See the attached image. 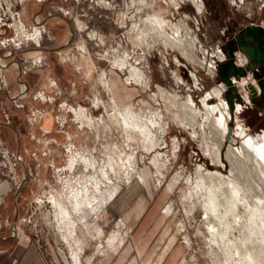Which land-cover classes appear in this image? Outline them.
I'll return each mask as SVG.
<instances>
[{
	"label": "rangeland",
	"instance_id": "obj_1",
	"mask_svg": "<svg viewBox=\"0 0 264 264\" xmlns=\"http://www.w3.org/2000/svg\"><path fill=\"white\" fill-rule=\"evenodd\" d=\"M65 3L74 4L72 10ZM201 3L200 11L190 0H50L43 5L32 1L24 5L28 21L40 6L54 7L56 15L66 18L73 38L55 56L78 63L86 96L83 103L71 104L38 90L49 72L47 64V70L40 66L41 76L28 92H43L52 102L21 100L36 111L33 118L38 128L44 114L52 119L58 114L59 120L52 121L50 133L40 131L44 144L31 151L34 164L25 165V173H31L25 181L23 165L18 163L14 174L10 173L0 152V180L12 189L0 220L15 248L13 264L25 250L19 244L23 238L35 246L44 264H236L238 258L239 264H264V181H259L261 175L251 162L231 173L224 157L229 145L240 150L246 137L264 136V122L252 110L229 119L235 141L225 137L222 163H213L205 145L212 150L218 142L203 120L202 98L217 85V77L207 75L183 54L186 47L198 55L200 47L220 51L222 33L233 28L232 22L238 27L256 23L264 11V0H214V7L208 0ZM59 29L53 26L49 32ZM167 34L181 47L167 41ZM62 44L58 42L56 47ZM212 60L217 69L219 59ZM64 103L75 112L61 111L68 107ZM54 105L58 111L53 110ZM77 108L89 111L93 130L90 123L81 122ZM190 110L201 112L196 113L194 123L188 119ZM26 117L22 115L20 122L27 128ZM137 124L142 134L136 133ZM237 125L244 128V138L235 134ZM10 126L20 129L17 121ZM67 138L72 147L65 150ZM0 139L17 156L15 137L8 142L0 130ZM47 148L55 150L51 165L44 155ZM198 166L229 176L233 182L241 179L238 188L246 204L239 213L244 220L251 213L259 214L257 222H247L245 229L235 226L229 216L233 226L228 231L229 242L209 234V219L202 206L205 190L195 179ZM113 191L116 197L110 201ZM73 195L78 202L72 201ZM123 197L126 200L118 211L117 203ZM58 200L65 202L67 211L58 208ZM13 225L16 236L12 235Z\"/></svg>",
	"mask_w": 264,
	"mask_h": 264
},
{
	"label": "crops",
	"instance_id": "obj_2",
	"mask_svg": "<svg viewBox=\"0 0 264 264\" xmlns=\"http://www.w3.org/2000/svg\"><path fill=\"white\" fill-rule=\"evenodd\" d=\"M43 4L45 3H42V5ZM72 6H74L72 3L64 4L65 8H70L71 10ZM75 10H77V8ZM55 11L56 9L54 7L45 9L40 6L39 10L32 15V17L37 15L40 22L46 29L49 28L51 30L53 26H58L60 28V31H54V33L52 31L49 32V35L53 38L52 40H49V36L44 35L39 46L22 48L16 51L11 58L4 60V76L9 87L7 91H1V97L2 100L5 101L6 112L9 116V124L3 123L0 126V130L3 137L8 142H10L14 137L15 141L17 140L15 153L19 155L23 161V164L19 162L23 165V176L25 173V165L34 164L30 155L31 151H35V149L40 147L42 148L43 145L41 146V143L44 144L40 132L41 130L38 128L36 121L33 118L36 111L34 109L27 108L26 105L28 104L24 106V103H21V100L24 98L18 97L20 96V84L17 81L19 74L21 73L20 80L26 84L28 91H30L41 76L40 74L42 68L38 66L29 71H25L24 67L28 63L33 62L34 59L45 55L49 66V72L39 83L38 90L43 91L45 94L59 96L62 100L71 104L83 103L86 96L85 87L77 70L78 63L72 61L67 62L61 59L60 56L59 59L55 56L56 51H58L62 46L67 45L65 41L73 38L70 25L67 23L66 18L56 15ZM58 42H62L63 44L56 47ZM17 63L20 65V69L15 65ZM53 110L58 111L56 105H54ZM22 115L27 116V128L20 122V117ZM16 121L18 122V126L20 128H17V130L10 126V124H15ZM49 124L51 126V120L49 119V116L46 115L42 118V125L46 127ZM45 160L46 158L44 161ZM11 190L10 184L7 181L0 180V218H2L1 214L6 211L7 199ZM125 200V197L119 199L117 203L118 211H121L123 207L121 202H124ZM0 222H2V224L0 223V226H2L0 231V264H13L11 260V253L15 252V248H12L10 236H8L4 230V221L1 219ZM19 244L24 246L25 250L16 264H44L41 257L37 254L35 246L31 244L28 239L27 241H23L21 239Z\"/></svg>",
	"mask_w": 264,
	"mask_h": 264
},
{
	"label": "bare ground",
	"instance_id": "obj_3",
	"mask_svg": "<svg viewBox=\"0 0 264 264\" xmlns=\"http://www.w3.org/2000/svg\"><path fill=\"white\" fill-rule=\"evenodd\" d=\"M195 7L197 8L198 11L201 10L202 8V3L201 0H190ZM241 1V0H240ZM158 20L153 21L154 25H157L160 28V24H156ZM156 27V26H154ZM157 28V27H156ZM167 41H169L172 45H174L175 47L180 48L181 44L174 39L173 36L168 35L165 38ZM187 49H183L185 52H183V54L185 55L186 58H189L194 64H196L198 67H200L201 69H203L207 75L213 77L216 75V68L214 65V62L212 60V57H217L219 60L222 58V56L220 55V51L218 50H208L207 48L204 47H200V55H198L196 53V51L193 52L192 49H190L189 47H186ZM212 49V48H211ZM118 55V54H116ZM135 74V73H134ZM139 76V75H138ZM149 80V79H148ZM148 80L144 81V84L147 85L148 84ZM194 82L196 83V80L194 78ZM26 87L23 86V89H25ZM220 97V90L218 87H214L212 88L211 92H207L205 94V96L202 98V104L204 106V117L203 120L205 123H207V126L210 127L211 129V133H213L214 138H216V141L218 143L214 144V147L212 150H209L208 145H205V148L207 149V155L212 159L213 163L215 164H219L222 163L221 161V147L225 141V137L228 131V120L231 119L230 118V114L226 109L225 103L219 99V101L215 104L209 105L207 103L208 100L212 99V98H219ZM190 101V100H189ZM193 103V102H192ZM191 103V104H192ZM194 104V103H193ZM237 110L239 111L240 109L237 106ZM192 111V110H190ZM187 114L189 115V118L191 122L194 123L195 119L197 118V114L198 116L201 115V112H195L194 110L192 112H190ZM186 112L187 109H186ZM128 114V113H127ZM235 116H238V112L235 111L234 112ZM113 117V116H112ZM188 117V116H187ZM186 117V118H187ZM125 118V117H124ZM79 119V118H78ZM108 120V119H107ZM123 121H125L123 119ZM119 122V121H118ZM126 123V121H125ZM122 124V123H121ZM124 124V123H123ZM118 125V124H117ZM127 125V124H126ZM125 125V126H126ZM191 125V124H189ZM90 126V125H89ZM193 127V126H191ZM137 130L136 133H138L139 131L141 132V130L138 128V124L135 127ZM237 128V129H236ZM235 128V134L238 135V137H242L244 138L246 136V132L244 130V128L241 125H237V127ZM125 129V128H124ZM131 129V127L126 128ZM139 129V130H138ZM133 130V129H131ZM134 131V130H133ZM147 132V131H146ZM134 133V132H133ZM150 133V132H149ZM142 134V132H141ZM145 134V132H144ZM147 135V134H146ZM149 135V134H148ZM144 138V137H143ZM145 139V138H144ZM143 139V140H144ZM148 139V138H147ZM231 141L234 142L235 139L231 136ZM129 146V145H128ZM89 154V153H88ZM86 156V155H85ZM130 156V155H129ZM225 160L228 163L229 167H230V172L234 173L236 171V169L238 168V166H240L241 164H247L248 162H251L253 164V168L254 166L257 168V172H259V174L261 176H258L259 181H264V136H260L257 135L256 137H246V140L244 141V143H242V145L240 146V150H238V148L234 147V145H229L227 148V151L225 152ZM83 159V158H82ZM89 159V158H88ZM114 162V161H113ZM132 162V161H131ZM85 163V162H84ZM112 164V163H111ZM250 164V163H249ZM115 165V164H113ZM72 166V165H70ZM88 166V165H87ZM93 166V165H92ZM117 166V165H116ZM246 166V165H245ZM111 167V166H110ZM71 168V167H70ZM73 168V166H72ZM114 168V167H113ZM245 168V167H243ZM240 168V169H243ZM249 168V167H246ZM252 168V169H253ZM253 169V170H256ZM112 169V168H111ZM205 170V169H204ZM240 171V170H238ZM106 173V172H105ZM230 173V174H231ZM240 173V172H239ZM107 174V173H106ZM236 174V173H235ZM250 174V173H248ZM98 176V175H97ZM96 176V178H97ZM254 176V175H253ZM107 177V176H106ZM105 177V178H106ZM236 177V176H235ZM234 177V178H235ZM238 177H241L240 175H238ZM238 177H236L237 179H239ZM93 178V177H92ZM255 178V176H254ZM195 179L198 183V185L203 186L204 190H205V195H206V200L204 205V213H205V219H209L208 222V231L209 234H211V236L213 238H215L216 240L221 239V240H225L227 239L228 236V231L230 229L233 228L232 226V222H230L228 220L229 216L233 218V221L236 222L235 226L238 225L240 228H246L247 226V222H251V221H256L257 217L259 216L258 212L257 213H251L249 219H245L244 220V215L239 213V210L242 206H244L246 203L243 202V198H241V195L239 192H241L238 188V183L237 182H233L229 179V176H224L222 173L215 171V172H211V171H203V169L198 166L196 169V176ZM92 180V179H91ZM235 180V179H234ZM255 180V179H254ZM98 181V180H97ZM108 181V180H107ZM105 181V182H107ZM256 181V180H255ZM77 183V182H76ZM90 183V182H89ZM78 184V183H77ZM93 184V183H92ZM96 184V183H95ZM197 185V186H198ZM89 186V185H88ZM97 186V184H96ZM244 186V184H243ZM84 187V186H83ZM103 187V186H102ZM112 187V185H111ZM114 187V186H113ZM240 187V186H239ZM242 187V186H241ZM240 187V188H241ZM80 188V187H79ZM85 188V187H84ZM83 188V189H84ZM100 188V187H99ZM243 188V187H242ZM81 189V188H80ZM96 189V187H95ZM202 189V188H201ZM106 190V188L104 189ZM112 190H115L114 188ZM74 191V190H73ZM88 191V190H87ZM97 191V190H96ZM78 192V191H77ZM82 192V189H81ZM84 192V191H83ZM204 192V191H203ZM202 192V193H203ZM72 193V192H71ZM99 193V192H98ZM79 195V194H78ZM203 195V194H202ZM68 196V195H67ZM97 196V195H96ZM102 196V195H101ZM107 196V195H106ZM100 197V196H99ZM116 195L113 191V193L111 192L109 195V200H113L115 199ZM220 197V198H219ZM222 197V198H221ZM82 198V196H81ZM89 198V196H88ZM92 198V197H91ZM86 199V198H85ZM205 199V198H204ZM71 200V199H70ZM79 201L78 197H76L75 195L72 196V201ZM87 200V199H86ZM93 200V199H92ZM52 201V199H51ZM61 201V200H60ZM59 200L57 201V206L58 208H64L66 210V205L65 202L63 204V202H60ZM107 200H105L106 202ZM54 202V201H53ZM84 202V201H83ZM82 202V203H83ZM70 203V202H69ZM86 203V202H85ZM102 203V202H101ZM90 204V203H89ZM65 205V206H64ZM72 205V204H71ZM81 205V204H80ZM85 205V204H84ZM70 206V205H69ZM68 206V207H69ZM74 206V205H73ZM88 206V205H87ZM91 205H89L90 207ZM67 207V208H68ZM97 207V206H96ZM76 208V207H75ZM74 208V209H75ZM84 208V207H82ZM92 209V208H91ZM100 209V208H99ZM67 211V210H66ZM92 211V210H91ZM96 211V210H95ZM84 212V211H83ZM87 212V211H86ZM89 212V211H88ZM87 212V213H88ZM63 215V214H62ZM70 219V218H69ZM80 219V218H79ZM84 219V218H83ZM214 219V221H216V223L212 220ZM259 219V218H258ZM71 221V220H69ZM76 221V220H75ZM83 221V220H82ZM81 221V222H82ZM261 221V220H259ZM86 222V221H85ZM88 222V221H87ZM257 222V221H256ZM255 222V223H256ZM65 223V222H64ZM69 223V222H68ZM78 223V221H77ZM66 224V223H65ZM85 224V223H84ZM261 225V223L259 222L258 225ZM64 225V224H63ZM69 225H74V224H69ZM250 225V224H249ZM252 225V224H251ZM85 226V225H84ZM99 226V225H98ZM255 226V225H254ZM262 226V225H261ZM260 226V228H261ZM67 227V226H66ZM71 227V226H70ZM252 227V226H250ZM258 227V226H257ZM100 229V228H99ZM67 230V229H66ZM74 230V229H73ZM234 230V229H233ZM232 233V232H229ZM231 235V234H229ZM234 238V237H233ZM242 239V238H241ZM23 241H27L26 238L22 239ZM112 240V239H111ZM214 240V239H212ZM74 241V240H73ZM76 241V240H75ZM226 241V240H225ZM228 241V239H227ZM235 241V240H234ZM244 241V239H243ZM247 241V240H246ZM224 242V241H223ZM229 242V241H228ZM220 243V242H219ZM237 243V242H236ZM225 244V243H224ZM235 245V243H233ZM121 245V244H120ZM228 246H231L228 244ZM233 246V245H232ZM248 257V256H247ZM251 257V256H249ZM81 258V257H80ZM244 258V257H243ZM253 258V257H252ZM76 260V263H79V257L76 255V257L74 258ZM237 259V258H236ZM249 259V258H248ZM247 259V260H248ZM242 260V258H241ZM252 260V259H250ZM249 260V261H250ZM254 260V259H253ZM245 261V260H244ZM248 261V262H249ZM228 262V261H227ZM236 262V260H235ZM247 262V261H246ZM247 262V263H248ZM253 263L255 261H252ZM240 259L238 258V261L236 262V264H239ZM252 263V264H253ZM243 264V263H242ZM251 264V263H250Z\"/></svg>",
	"mask_w": 264,
	"mask_h": 264
},
{
	"label": "built area",
	"instance_id": "obj_4",
	"mask_svg": "<svg viewBox=\"0 0 264 264\" xmlns=\"http://www.w3.org/2000/svg\"><path fill=\"white\" fill-rule=\"evenodd\" d=\"M32 1L33 4H42V3H46L47 1L50 0H0V54L2 55V57H0V126L5 123V124H9V116L6 112V107H5V101L2 100L1 97V91H7L8 90V83L5 79L4 76V68H5V62L4 60L11 58L16 51L22 49V48H26L29 46H39L42 42V39L44 37V35L49 36V40H52V36H50L49 34V30L45 28V26H43V24L40 22V19L38 18L37 15H34L33 17L30 18V21L27 20L26 17V13L24 11V5L29 2ZM77 1V0H75ZM68 13L67 11H65L64 14ZM223 35V33H222ZM14 52V53H13ZM235 63L240 66V60L238 58V56H236L235 59ZM17 66V64H15ZM38 66H42L44 67L45 70H47V60L45 58L44 55L36 58L33 60V62L28 63L24 69L25 71H29L35 67ZM216 76V75H215ZM214 77V76H213ZM249 76H247L246 78H242L240 81H233L236 90L238 92V94L245 100L244 104H235V111L238 112V115H240L242 112H244V109L247 107L246 103H247V99H246V85H247V80ZM216 87L219 88L220 90V98L221 100L225 103L226 109L228 110V106L227 103L223 97V93L226 90V87L224 86L223 83H219L216 85ZM25 93L23 97L21 98H26L28 93V89L25 88L23 89V86L20 84V95L22 93ZM29 100H36L37 98H39L40 100L43 101H47V102H52L53 98H48L46 96L43 95V92H38L36 90H34L33 92H31V94L29 96H27ZM67 107V109L65 108H61V111H70L72 110L74 111V108L65 104L64 103V107ZM237 106L240 109L239 111L237 110ZM81 108V107H80ZM70 109V110H68ZM77 111V115L80 116L81 118V122L83 123L84 121L90 123V127L93 130V126H92V116L89 113V111H87L86 109L81 110V109H76ZM234 111V112H235ZM79 112V113H78ZM48 115L49 119L52 121H58L59 120V115L55 114L54 118H50L52 117V115L49 114H44L41 117L40 120V124H39V128L41 131H43L44 133L48 134L50 133V124L47 125L46 127L44 125H42V118L44 116ZM35 116V114H34ZM33 116V117H34ZM91 116V117H90ZM94 120V119H93ZM79 129L81 130V126H79ZM67 142L66 145H63V148H65V150H67V148L69 149V147H72V140H70L69 138H67ZM53 142L56 145H59L56 143L55 140H53ZM47 145H49V142L46 143ZM60 146V145H59ZM2 147V148H1ZM0 148L2 149L1 152V156H2V160L9 165V167H11L10 169V173L14 174L15 168L17 166V164L20 162L21 157L19 155H14L12 154L4 145V143L1 141L0 139ZM48 149V148H47ZM68 152V151H67ZM55 153V150H50L48 149L47 152H44V155H46L49 158V162L48 164H52V158L53 155ZM84 156V155H83ZM35 159L37 160L38 157L35 156ZM67 163H71V160H68ZM74 164V162L72 161V165ZM31 173L29 170H26V173L24 174V176L28 177ZM14 227V225H13ZM13 236L17 235V231L14 228L13 231Z\"/></svg>",
	"mask_w": 264,
	"mask_h": 264
},
{
	"label": "water",
	"instance_id": "obj_5",
	"mask_svg": "<svg viewBox=\"0 0 264 264\" xmlns=\"http://www.w3.org/2000/svg\"><path fill=\"white\" fill-rule=\"evenodd\" d=\"M264 37V15L261 19V25L259 26H251L247 25L240 29V32L230 41L226 47H223L221 50L224 52L226 60L219 65H217L216 69V77H217V84L223 83L226 87L225 92L223 93V97L227 103L228 111L230 114V120L234 118V111H235V104H244L245 100L238 94L236 87L233 81H240L242 78L247 76L248 67L242 68L235 63L236 56L234 52L238 50L242 54L245 55L246 59L249 63H256L258 62V58L254 55L252 50L254 45H258L260 40ZM237 45L235 46V41ZM243 41V42H242ZM249 50L251 52L249 53ZM14 53V52H13ZM0 57L2 55L0 54ZM18 68L20 69V65L17 63ZM21 73L18 77V83L22 86H26L24 82L20 80ZM263 81H260L258 86L248 85L246 87V99L248 92L250 97L253 98L258 95L259 90H263ZM24 92L18 96L19 98L24 96ZM232 136V128H228L226 139L229 140ZM20 162L23 164L22 159ZM23 181L26 180V176H23ZM12 231H14V227L11 226Z\"/></svg>",
	"mask_w": 264,
	"mask_h": 264
},
{
	"label": "flooded vegetation",
	"instance_id": "obj_6",
	"mask_svg": "<svg viewBox=\"0 0 264 264\" xmlns=\"http://www.w3.org/2000/svg\"><path fill=\"white\" fill-rule=\"evenodd\" d=\"M210 3H211V0H208V4ZM263 15H264V11L261 13V19ZM261 19H259L256 23H250L247 25H251V26L259 25L260 26ZM232 23H233V28H230V29L227 28V31L224 32L222 35L223 38L219 45L222 58L220 60H217V65H219L220 63L226 60L224 52H222L221 49L227 46L228 41L232 40L240 32L241 28L247 26V25H244V26L238 27L236 22H232ZM237 42L238 41L236 40L234 43L235 46L237 45ZM252 50L254 52V55L259 60L255 64L249 63L245 55L239 52L238 50H236L234 54L235 56H238L241 62L240 67L242 68L248 67L247 76H249V78L246 79L248 81L246 87H248V85H253L256 87L260 84V81H263V84H262L263 90H259L257 96L251 98L248 92L247 103H246L247 107L244 109V111H249V110L255 111L257 113V116L260 118V120L264 122V37L260 40V43L258 45L253 46ZM250 52L251 50H249V53Z\"/></svg>",
	"mask_w": 264,
	"mask_h": 264
},
{
	"label": "trees",
	"instance_id": "obj_7",
	"mask_svg": "<svg viewBox=\"0 0 264 264\" xmlns=\"http://www.w3.org/2000/svg\"><path fill=\"white\" fill-rule=\"evenodd\" d=\"M213 3H214V0H211V3L208 4V5L211 6V7H214ZM259 119H260V118H259ZM259 121L261 122V120H259Z\"/></svg>",
	"mask_w": 264,
	"mask_h": 264
}]
</instances>
